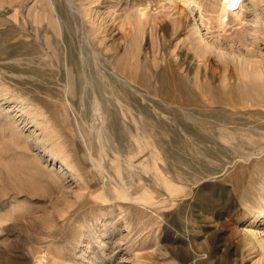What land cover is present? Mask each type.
<instances>
[{"label":"rangeland","instance_id":"rangeland-1","mask_svg":"<svg viewBox=\"0 0 264 264\" xmlns=\"http://www.w3.org/2000/svg\"><path fill=\"white\" fill-rule=\"evenodd\" d=\"M224 2L0 0V264H264V0Z\"/></svg>","mask_w":264,"mask_h":264},{"label":"bare ground","instance_id":"bare-ground-1","mask_svg":"<svg viewBox=\"0 0 264 264\" xmlns=\"http://www.w3.org/2000/svg\"><path fill=\"white\" fill-rule=\"evenodd\" d=\"M225 5H224V7H225V9H224V17L225 16H227L228 15V13L230 12V11H232L233 10V13H235L234 11L236 10V12L238 11L237 9H240L241 8V0H225ZM239 13V12H238ZM235 15H236V13H235ZM238 16V15H237ZM223 18V17H222ZM228 20V18H226V21ZM166 70V69H165ZM158 74V73H157ZM156 77H157V75H156ZM174 77V76H173ZM160 78H162V75H161V77ZM171 78V77H170ZM158 81V80H157Z\"/></svg>","mask_w":264,"mask_h":264}]
</instances>
